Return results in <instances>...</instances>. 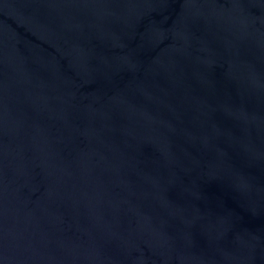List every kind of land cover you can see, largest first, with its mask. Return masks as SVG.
<instances>
[{
	"label": "water",
	"instance_id": "1",
	"mask_svg": "<svg viewBox=\"0 0 264 264\" xmlns=\"http://www.w3.org/2000/svg\"><path fill=\"white\" fill-rule=\"evenodd\" d=\"M0 264H264V0H0Z\"/></svg>",
	"mask_w": 264,
	"mask_h": 264
}]
</instances>
